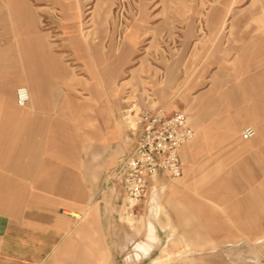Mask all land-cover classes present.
<instances>
[{
    "label": "rangeland",
    "instance_id": "1",
    "mask_svg": "<svg viewBox=\"0 0 264 264\" xmlns=\"http://www.w3.org/2000/svg\"><path fill=\"white\" fill-rule=\"evenodd\" d=\"M14 5L30 34L0 45L49 46L76 89L90 81L93 113L106 103L108 128L92 131L105 170L121 180L145 114L183 113L192 133L180 176L151 179L131 209L126 190L118 207L95 204L103 241L69 264H264V0Z\"/></svg>",
    "mask_w": 264,
    "mask_h": 264
},
{
    "label": "crops",
    "instance_id": "2",
    "mask_svg": "<svg viewBox=\"0 0 264 264\" xmlns=\"http://www.w3.org/2000/svg\"><path fill=\"white\" fill-rule=\"evenodd\" d=\"M14 1L0 0L1 36L30 34L10 21L21 17ZM79 83L43 43L0 45V264L84 259L103 241L95 204L118 207L125 196L92 149V131L108 128L106 103L93 113L91 83ZM19 87L29 91L25 106L16 101Z\"/></svg>",
    "mask_w": 264,
    "mask_h": 264
},
{
    "label": "built area",
    "instance_id": "3",
    "mask_svg": "<svg viewBox=\"0 0 264 264\" xmlns=\"http://www.w3.org/2000/svg\"><path fill=\"white\" fill-rule=\"evenodd\" d=\"M16 101L20 106L29 102V93L25 87L17 88ZM141 120L145 124L136 148L119 170L126 190L128 209L137 205L147 194L150 180L160 173L174 178L182 174L179 150L192 138L187 117L183 113L172 116L159 112L154 115L145 114ZM253 134L252 128H246L243 136L249 139Z\"/></svg>",
    "mask_w": 264,
    "mask_h": 264
},
{
    "label": "bare ground",
    "instance_id": "4",
    "mask_svg": "<svg viewBox=\"0 0 264 264\" xmlns=\"http://www.w3.org/2000/svg\"><path fill=\"white\" fill-rule=\"evenodd\" d=\"M26 88V87H25ZM27 89V88H26ZM27 91H28V89H27ZM28 93H29V91H28Z\"/></svg>",
    "mask_w": 264,
    "mask_h": 264
}]
</instances>
